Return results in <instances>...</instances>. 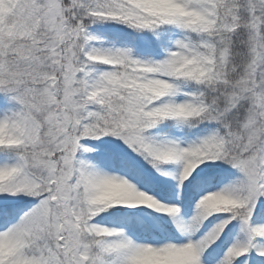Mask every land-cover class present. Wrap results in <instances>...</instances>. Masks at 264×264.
Returning a JSON list of instances; mask_svg holds the SVG:
<instances>
[{
    "label": "snow or ice",
    "instance_id": "obj_1",
    "mask_svg": "<svg viewBox=\"0 0 264 264\" xmlns=\"http://www.w3.org/2000/svg\"><path fill=\"white\" fill-rule=\"evenodd\" d=\"M0 264H264V0H0Z\"/></svg>",
    "mask_w": 264,
    "mask_h": 264
}]
</instances>
